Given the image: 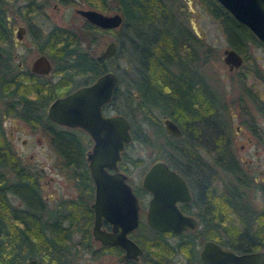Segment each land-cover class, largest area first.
<instances>
[{"label": "flooded vegetation", "instance_id": "af4514ba", "mask_svg": "<svg viewBox=\"0 0 264 264\" xmlns=\"http://www.w3.org/2000/svg\"><path fill=\"white\" fill-rule=\"evenodd\" d=\"M171 1L174 0H167L169 7ZM197 1L201 4L199 0ZM0 2L3 3V20L8 39V43L0 44V57L4 58L0 61V66L6 68L3 72L7 77L12 72V70L8 69L19 70V75L13 77V80L20 82L24 89L28 82L40 85L38 90H36V95L34 97L30 96L33 102L27 101L28 98L25 96L18 97L17 100L15 97L12 99L4 94L0 95V129L2 133L0 141V150H2L0 153V177L2 180H0V187L3 186V196L8 210V213L5 214L7 220L11 216V210H15L18 212L20 223L23 226L32 223L34 220L39 226L45 228L44 232L46 234L48 233V227H52L54 229L52 230L53 238L63 241L68 246L64 254L72 264H76L74 257L77 259L79 256V253H77L79 248L85 250L87 254H94L96 257L102 256L103 260L110 256L109 258L113 259L116 264H209L200 257V251L206 241H211L220 248L227 249L235 254L264 251V221L249 220L248 215H245L247 219L217 218L219 215H225L219 209L217 202L224 199L227 179L219 171V166L213 160L210 150H212L211 146L215 143H212L211 140L208 142L210 144L209 147L206 144V146L201 145V142L203 143L202 139L197 141V138L195 139L194 137L184 139V149L193 151L194 155H197L196 158L187 153L179 156L184 159V164L183 162L180 165L175 164L170 159V156L168 158L156 156L146 164L144 170L151 162L160 159L169 169L176 171L180 175L187 188L189 198L176 204L183 213L191 215L195 219L191 227L181 232H173L168 229L156 230L149 226L145 219V211L150 192L141 186V176L144 170L141 173L138 184L131 182L128 176L130 166L138 164V157H127L125 154V148L133 140L131 123L126 115L118 112L110 104L112 92L117 83V75L113 69L110 70L107 67H105L104 71H112L116 76V82L109 100L100 105V111L103 115L121 114L129 122L130 139L119 152L120 158L116 162V166L118 172L124 173L125 181L130 186V190L137 200V225L127 232V236L139 246L140 252L135 257L119 260L124 253L122 247L115 244L102 243L94 238L92 234L93 210L91 207L94 196V182L89 171V160L86 157V153L91 150L93 139L79 126L65 125L51 119L47 115L46 109L48 103L54 97L70 92L80 85L90 83L104 71L92 79L75 74L74 61L66 60L64 57L54 59V52L51 53L48 50L49 46L43 44V38L51 33H56L62 38L67 36L68 33H73L77 36L79 48L97 58L103 59L105 63L108 58L115 56L120 46L119 39L116 36V33L122 34L123 13L120 9V2L119 0H0ZM110 3L113 5H109ZM78 9H94L103 14L118 13L120 20L115 26H101L88 20L80 14ZM177 9L178 11L175 12L171 10L176 15L177 20L186 25L195 37L194 40H190V46L192 50H195V53L190 56L192 59L189 64V68L196 73L192 80L200 92H208L212 98L213 106L210 113L213 116V123L217 127L219 124L224 126L219 111L220 99L218 93L207 83L202 72L197 68L198 34L186 23V13L179 6ZM9 22L11 23L10 25ZM154 24L157 25L160 22L157 21ZM150 31H144L133 39L136 47L143 48V43L148 48L151 47L150 43L154 39L152 38L153 33ZM106 32H111L113 37L105 41L103 47L97 50L98 40ZM110 40L115 43L113 54L100 56V52L104 50ZM255 40L257 41L256 43L247 45L245 53L234 49L230 45L227 46L232 47L241 58L240 63L230 69L222 60L227 71H237L238 68L242 67L243 61L248 59L249 46L260 48L264 56V42H260L256 38ZM82 41L86 42V48L82 47ZM11 46L22 47V56L17 57V54L10 50ZM67 47H72V44L67 45ZM38 55H43L48 61L49 68L46 72H38L31 69V64ZM120 56L122 55L120 54ZM253 58V64H256L255 59L258 56ZM115 64L120 67L118 62ZM120 68L126 69V65ZM132 69L134 71L132 82L137 83V86H139L140 76L143 73L139 55L134 60ZM240 77L244 81L243 89L246 92L244 94L246 96L249 94L253 101H256V114L258 117L264 118V75L259 74V76L255 77L243 75ZM60 80L64 81L66 85L60 91L61 93L59 92L58 94L55 91V84ZM132 93L133 102L139 110L143 97L140 98L135 90ZM141 94L143 95L144 92H141ZM143 110L140 108L139 111L143 112ZM156 111L160 113L162 128L163 116L170 118L175 123L166 113L157 109L153 110V114L156 115ZM255 115H250L251 120L247 126L252 133L257 134V129L260 130L261 126L256 122ZM4 121L9 122L6 131ZM225 124L227 125V127H224L227 138L224 143L234 154L231 138L229 137V125L226 122ZM176 126L178 127L177 124ZM234 128L237 130L238 126L235 125ZM16 132H20L24 136L20 137ZM166 133L178 136L180 135V129L178 135ZM33 136L36 144H41L42 138L46 139V148L40 151L44 156L42 159L34 157V152L29 153L27 156L25 155L26 147H33ZM16 140L21 143L22 148L15 145L14 142ZM163 145H166L167 149L172 147L171 142H166L165 140ZM199 148L203 150L206 156H211L213 164L216 165L217 170L223 175L224 181L222 182L220 194L215 193L217 189L216 179L212 177L208 182H202V174L206 173L202 172L201 167L197 163ZM191 160H193V163ZM105 169L111 173L114 171L113 168L109 167ZM10 184H15L19 196L15 191L8 188L9 186L7 185ZM28 190L30 194H28ZM47 190H50L51 196L45 194ZM146 195L145 209H140V203ZM263 208L258 209V211L264 210ZM99 227L105 231L111 230L110 222L104 217L100 218ZM29 256L35 257L38 264L37 256L34 253L27 254L23 264H25ZM83 264H87L86 261Z\"/></svg>", "mask_w": 264, "mask_h": 264}, {"label": "trees", "instance_id": "16d2710c", "mask_svg": "<svg viewBox=\"0 0 264 264\" xmlns=\"http://www.w3.org/2000/svg\"><path fill=\"white\" fill-rule=\"evenodd\" d=\"M199 1L205 10L217 19L225 33L227 42L234 49L245 53L249 43L257 42L245 26L235 21L214 0ZM119 2L123 13V24L122 34L116 33L120 46L115 57L127 54V62L132 65L139 55L143 68L140 84L137 86V83L131 82V80L125 86L124 95L129 100V104L134 100L133 90L138 92L140 98L143 97L140 106L141 109H144L141 113V123L150 124L149 119L153 121V132L163 133L165 141L171 142L172 151L177 156L186 153L194 154L193 151L184 149L183 140L186 138L200 139L201 136H204L212 143L214 142L215 144L211 146L212 150H210L213 160L227 179L224 199L217 202L219 209L225 215H219L217 218L247 219L245 215H248L250 220L264 221V210H254L253 203L248 197L247 192H251L254 187L251 176L245 173L240 161L225 145L224 141L227 137L224 126L219 124L217 127L212 121L213 116L210 111L213 103L210 94L205 91L200 92L192 80L196 73L189 68V64L192 59L190 56L195 53V50H192L190 40H194L195 37L186 25L177 20L167 0H119ZM3 11V3L0 2V44L8 43ZM157 21L160 24H154ZM144 31L153 33L154 40L151 41L150 48L145 43H143V48H138L133 41L137 35ZM43 44L49 46L48 50L51 53L54 52V59L64 57L66 60H73L75 74L84 78L92 79L107 67L103 59L79 48L77 36L73 33H68L63 38L56 33L48 34L43 38ZM71 44L72 47H67ZM3 59L0 57V61ZM111 68L117 75V83L112 92L111 100H113L117 95L118 86L123 80L122 74L126 72V69L120 68L116 64ZM4 70L6 68L0 66V95L4 94L12 99L15 97L17 100L18 97L25 96L28 98L27 101L33 102L30 96L36 95V90L40 85L28 82L24 89L20 82L13 80V77L19 75V70L8 69L12 70L9 77L5 75ZM65 85L64 81H58L55 84V91L59 94ZM141 92L144 94L142 95ZM114 108L129 118L132 138L139 139L136 135V124L131 117L132 113L129 114L125 109ZM154 109L171 117L178 125L180 135L167 134L156 115L153 114ZM144 135L142 133L141 136L143 142L146 138ZM1 138L0 129V141ZM1 152L2 150H0ZM159 156L168 158L169 155L164 152ZM0 180H2L1 177ZM7 186L18 195L19 192L15 188V184ZM2 189L3 186L0 187V264H23L25 256L30 253L36 254L38 264H72L64 254L68 246L63 241L53 238L52 230L54 229L52 227H48L46 234L45 228L39 226L34 220L23 226L20 223L18 212L15 210H11L10 218L6 219L5 214L8 213V210ZM27 192L30 194L29 190ZM251 212L252 215H249Z\"/></svg>", "mask_w": 264, "mask_h": 264}, {"label": "water", "instance_id": "95a60500", "mask_svg": "<svg viewBox=\"0 0 264 264\" xmlns=\"http://www.w3.org/2000/svg\"><path fill=\"white\" fill-rule=\"evenodd\" d=\"M214 1L244 25L258 41L264 42V0ZM78 11L101 26H115L120 20L118 13L103 14L94 9ZM114 50L115 43L110 40L100 56H110ZM221 56L229 69L241 61L232 47L222 48ZM48 68V61L43 55H38L31 64V69L38 72H46ZM115 82V74L110 70L104 71L90 83L54 97L48 103L46 113L59 123L83 128L93 139L91 150L86 153L94 182L92 234L102 243L122 247L124 253L120 260L135 257L140 248L127 236V232L137 225V200L125 181L124 173L118 172L116 166L119 152L130 139L129 122L121 114L103 115L100 111V105L109 100ZM162 124L166 132L179 134L178 127L170 118L163 116ZM106 167L114 171L111 173ZM141 186L150 192L145 211V219L150 227L181 232L193 225L194 217L183 213L176 204L189 198L185 183L162 160H154L143 171ZM101 217L110 222V231L99 227ZM200 257L209 264H264V251L235 254L211 241L204 242ZM25 264H37L36 258L27 257Z\"/></svg>", "mask_w": 264, "mask_h": 264}, {"label": "rangeland", "instance_id": "374dc122", "mask_svg": "<svg viewBox=\"0 0 264 264\" xmlns=\"http://www.w3.org/2000/svg\"><path fill=\"white\" fill-rule=\"evenodd\" d=\"M109 5L113 4L110 3ZM178 6L187 15L186 23H188L191 29L198 34L199 45L197 46V68L202 72L207 83H209V85L213 87V89L218 93L220 99L219 111L224 122V127H227L225 122L229 125V137L231 138V145L234 150V155L240 161L245 173L251 176L254 182V187L251 189V192H247L249 194L248 197L253 203L254 210L262 209L264 207V118H260L256 114V101L254 102L249 94V96L245 95L246 92L243 89L244 81L243 79H240V76L244 75L246 77H255L257 75L259 76V74L264 75V56L262 55L260 48L249 46V56L248 59L243 61L242 67L238 68L237 71H227L226 66L221 59V49L229 46V44L217 20L213 18L205 10L203 5L198 3L197 0H174L170 2V7L174 12L178 11ZM187 17L189 18L187 19ZM10 24L11 23L9 22V25ZM110 37H113L111 32L103 33L98 40L96 49L99 50L102 48L105 41H107ZM81 45L83 48H86L85 41H82ZM10 50L15 52L17 57L22 56V47L11 46ZM254 56H258V58L255 59L257 62L256 64H253ZM126 57L127 54H122L120 57L112 56L108 58L105 63L107 65V69L110 70L112 69L111 66L115 65L116 62H118L120 67L126 65V72L122 74V83L119 85L115 99H113L110 104L112 107L127 110L129 114L132 113L131 117L135 122L134 124H136V135L139 137V139H133L129 143V145L125 148V154L127 157H138V164L130 166V171L128 174L131 182L138 184L141 173L144 170L146 164L152 158L159 156V154L166 152L170 156V159L177 165H180L184 159L175 155L172 151V147L167 149V146L163 145L165 140L163 133L153 132V121L149 119L150 124L141 123L142 112L139 111L140 108L138 110L134 102L129 104V100L124 95L125 86H127V84L132 80L134 71L131 68L132 65L129 64L130 62H127ZM241 70L242 72H240ZM250 115H255L256 122L261 126L260 130L257 129V134L252 133L247 126L251 120ZM156 118H158L160 121V113L157 111ZM4 122L6 131L8 129L9 122ZM235 125L238 126L237 130L234 128ZM142 133H144V136L146 137L144 142L141 141ZM16 134H18L20 137L24 136L20 132H16ZM34 136L32 137L33 147H26L27 151L25 152V155L27 156L29 153L34 152V157L42 159L44 156L40 151L42 149L45 150L46 139L42 138L41 144H36L34 141ZM202 137L204 138V136H201L200 139H195L196 141L201 140ZM202 141L203 143L201 142V145H207L210 147V144L208 143L210 141L208 139L204 138ZM14 143L15 145L22 148V145L18 140H16ZM198 153L200 154H198L197 158L198 166L201 167L202 172L206 173L202 174V182H208L209 179H212L213 177L217 181V189L215 193L220 194L223 184L222 182L224 181L222 178L223 173L220 174V172L217 170L216 165H214L212 162L211 156H206L203 150L200 148ZM195 155L193 154L191 156L196 158L197 155ZM191 161L193 163V160ZM194 165L197 167L196 164ZM45 194L47 196L52 195L50 190H47ZM143 198L144 199L140 203V209H145L147 195ZM250 214L252 215V212L249 213V215ZM77 253H79L77 259L74 257L76 264H83L85 261L87 264H116L113 259L109 258L110 256L103 260L102 256L96 257L94 254H87L85 250L81 248L78 249Z\"/></svg>", "mask_w": 264, "mask_h": 264}]
</instances>
